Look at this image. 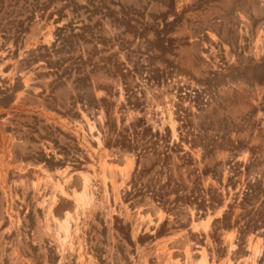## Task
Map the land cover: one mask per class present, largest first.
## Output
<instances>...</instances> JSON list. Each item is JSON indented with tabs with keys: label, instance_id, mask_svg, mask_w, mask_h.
Masks as SVG:
<instances>
[{
	"label": "rangeland",
	"instance_id": "rangeland-1",
	"mask_svg": "<svg viewBox=\"0 0 264 264\" xmlns=\"http://www.w3.org/2000/svg\"><path fill=\"white\" fill-rule=\"evenodd\" d=\"M137 118L205 211L126 196L155 155L105 146V121ZM255 210L264 0H0V264H264Z\"/></svg>",
	"mask_w": 264,
	"mask_h": 264
},
{
	"label": "trees",
	"instance_id": "trees-1",
	"mask_svg": "<svg viewBox=\"0 0 264 264\" xmlns=\"http://www.w3.org/2000/svg\"><path fill=\"white\" fill-rule=\"evenodd\" d=\"M167 26L168 23L165 22L164 27ZM66 27L67 24L57 27V41L58 39L63 42L68 41V36L64 37L62 34H59ZM58 35H60V37H58ZM71 60L74 62L76 59L71 58ZM50 63L52 64L53 62ZM59 63V61H56L54 64H57L59 66ZM142 68V70L146 73L153 72V70H150L145 66H142ZM74 70H79L78 66H76ZM126 72L129 73L131 71L126 70L125 72H122V75L125 76ZM55 74L59 75L58 72H56ZM82 79L83 77H79L77 78V81H80ZM124 89L129 102L133 91L130 90L126 84H124ZM131 104L135 106L138 105L137 100L131 102ZM105 126L107 127L106 137L104 139L105 146L121 147L128 151L136 152L137 165L139 163L138 158L141 153L151 152L153 155H155V160L149 167L138 168L137 166L134 168L130 176V188L125 192L127 197L138 198V200L140 201L145 195H149V197H151L153 201H155L159 206H161L165 211L168 212L178 209L179 205L185 202H194L197 204V208L199 207L198 209L205 211L206 200L204 199L203 194H197L200 193V190L204 193L203 189L196 190L192 188L188 192H185V185L179 180L174 179L171 173H168L164 181L159 179V175L164 172V169L167 168L169 164L167 162V159L169 157V155L167 154V149L169 148L168 144L166 143L164 145V151H162V149H159L158 147L159 138L162 137L159 131L152 132L150 127L144 126L143 120L141 118H137L127 124L122 123V125L119 127H117L115 123L113 124L110 121L106 120ZM44 161L49 162L48 159H44ZM155 167H158V169H155ZM153 169H155V174L149 176L148 174ZM170 193L174 194V197L172 199L169 198ZM198 196H200V198H198ZM247 196L248 193L246 191L243 197L246 198ZM212 197L214 196L211 195V198ZM213 202L214 201L211 200L208 204L211 206ZM216 204L220 205L221 200L220 202L217 201ZM231 207L232 205L228 204L221 217L214 219L212 224L215 225V223H218L222 228L225 229H231L233 225H236L238 222H234L236 224H232L228 220ZM252 212L254 213L253 215H264V211L255 210ZM251 222H253L252 228L256 229L259 226L257 224V220L253 219V217L251 218Z\"/></svg>",
	"mask_w": 264,
	"mask_h": 264
},
{
	"label": "bare ground",
	"instance_id": "bare-ground-1",
	"mask_svg": "<svg viewBox=\"0 0 264 264\" xmlns=\"http://www.w3.org/2000/svg\"><path fill=\"white\" fill-rule=\"evenodd\" d=\"M205 223H208L209 222V219L207 220H204ZM201 264H206V260L204 258H202L201 260Z\"/></svg>",
	"mask_w": 264,
	"mask_h": 264
}]
</instances>
